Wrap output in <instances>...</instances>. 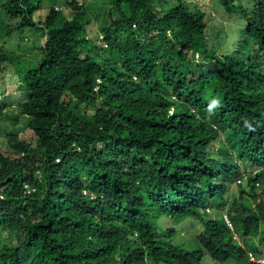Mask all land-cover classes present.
Wrapping results in <instances>:
<instances>
[{
    "label": "trees",
    "instance_id": "trees-1",
    "mask_svg": "<svg viewBox=\"0 0 264 264\" xmlns=\"http://www.w3.org/2000/svg\"><path fill=\"white\" fill-rule=\"evenodd\" d=\"M60 1L35 21L42 0H0V42L33 28L43 54L19 75L25 122L5 144L15 159L0 152V186L13 185L2 190L0 212L12 219L27 181L43 223L23 234L0 214V232L8 229L0 264H253L250 247L199 206L189 168L209 122L227 131L244 162L264 165V0H217L245 22L219 38L208 13L186 0H110L99 21L82 0ZM3 45L0 63L17 73ZM249 211L234 229L263 234ZM162 214L164 225L194 217L203 231L174 243L173 231L155 228Z\"/></svg>",
    "mask_w": 264,
    "mask_h": 264
},
{
    "label": "clouds",
    "instance_id": "clouds-1",
    "mask_svg": "<svg viewBox=\"0 0 264 264\" xmlns=\"http://www.w3.org/2000/svg\"><path fill=\"white\" fill-rule=\"evenodd\" d=\"M23 38L27 40L25 36H23ZM38 51L41 53V50ZM190 54L191 53H189L188 56L191 58ZM198 55L199 54L196 52L194 54V59L198 60ZM42 57L43 54L41 53L40 59L36 62V66L31 70H34L40 65ZM205 60L210 61V58ZM199 62L200 61H197L196 63ZM202 63H204V60ZM1 66L7 67L11 65L7 63H0V96L6 91H12L9 92V94L18 95V93H20L18 90H21V95H18V98H20L19 101L21 102L23 100H27L24 88L19 89L17 87L21 84V80H19L18 83H14L15 85H12L10 89H7L4 86L5 83H7L6 75L8 74L2 72L3 69ZM27 71L29 70H25L24 73H27ZM171 97L173 100H177L175 94H172ZM205 98H207V96H205ZM19 104L20 103H18V105L14 108H16V114L18 113V116L21 117L20 115H22V112L19 109ZM174 109L175 106H171L169 108V113H174ZM1 114L2 113L0 111V116ZM23 115H25V113H23ZM18 116L15 117L14 120L18 118ZM214 130H218L217 135H214ZM4 137H6V144L8 139L6 133L4 134ZM197 145V153L196 156H193L194 162L190 164L189 169L196 177L199 178L196 184L198 197H200L198 201L199 206L204 207L202 209H205V213L208 215L209 219L225 223V225L231 229L233 240L237 241L238 244H246L250 247V249L247 250V261H250L253 264H264V233L251 235V237H249V235H244L240 231L234 229L235 227L233 225L234 220L237 219L238 216L246 218L250 215L249 210H251V220L255 222L257 229L264 231V176L262 175L261 179L257 178L259 173L264 170V165L244 162L241 155L237 151L233 140L227 135V131L225 132L219 129L213 122H209V126L206 128V133L200 134V137L197 138ZM199 155H203L205 161L204 164L199 162L197 159V156ZM9 157L15 159V155ZM36 173L38 174L36 175L37 178L40 179L38 171H36ZM7 186L13 185L8 184L7 182L6 185L0 186V199H3L2 190ZM21 191V197H19V200L15 203L17 206L11 209L10 214L12 219L8 220L6 215L7 211H2L0 214L3 215V218L7 222L6 227H8L9 230L11 228H15L18 231H22L23 234H26L29 229V225L34 228L35 226H39L43 223V211L39 208H35L36 205L31 204L29 201V197L38 193V189L35 184L23 181ZM252 211L257 213L260 220L253 216ZM18 215L19 217L10 223L14 217ZM165 218L167 217L164 216V214L159 216L155 220L157 223L155 228L158 230L173 231L176 236L178 225L182 221L194 217L185 218L179 222L170 219L169 222H171V225L169 226L164 225ZM196 220L199 221L198 219ZM238 225L242 226L241 224ZM8 229L5 228L3 230ZM3 230L0 233L5 239L7 232H4ZM202 231L203 229L200 233ZM21 242H23V238L21 239ZM4 243L5 242H2V244ZM205 263L222 264L219 260L210 259L206 260Z\"/></svg>",
    "mask_w": 264,
    "mask_h": 264
},
{
    "label": "rangeland",
    "instance_id": "rangeland-1",
    "mask_svg": "<svg viewBox=\"0 0 264 264\" xmlns=\"http://www.w3.org/2000/svg\"><path fill=\"white\" fill-rule=\"evenodd\" d=\"M110 0H82L83 3H85L86 10L89 11L94 17L97 18V20H100V16L103 14L104 7L106 8V5L108 4ZM187 2L191 3L193 6H200L205 10L206 13H208L211 24L210 26H214L216 29H213L212 32L214 33V38H219V33L225 29H233L236 33L240 32L241 29L244 27L245 22L239 18L237 15H226L222 8L218 6L217 0H186ZM53 3V4H51ZM56 4V5H55ZM238 3H235L237 5ZM53 5V6H51ZM109 6V5H108ZM50 7H54L55 9H61L63 7V2L60 0H42V4L40 5V9L37 10L34 13V20H43L45 17V13L48 12V9ZM61 7V8H60ZM72 16V15H71ZM234 35V33H233ZM27 40H25L23 38ZM236 37V36H235ZM35 38H38L37 32H34L33 28H26L21 33V37H18V33L11 36V39L3 45V43L0 42V45H3L7 49H11L8 51L11 53L12 58L16 60V67L20 68L17 69V73L14 68H11L10 66L2 67V72L7 73L6 75V82L5 87L7 89H10L12 85H15L14 83H18L21 79L22 71L25 72V70H31L33 67L36 66V62L38 59H40V52L32 46L33 41ZM100 40V36H99ZM236 38L234 36H231V44L233 45V51L232 53H235L238 48L236 47ZM44 41V38L41 39V43ZM83 49V51H85ZM253 58L255 56L253 55ZM196 60V59H195ZM22 62V63H21ZM209 63H213L208 60H204L203 65L207 66ZM20 75V76H19ZM21 93V90H18ZM9 92L12 91H6L1 94L0 96V151L4 155L14 156L13 152L9 150L5 146V140L6 137H4V134L8 131H13L19 127L22 126V124L25 122V120L22 119V117L18 116V113L16 114V111L14 108L18 103L20 102V98H18V95H21L18 93V95L9 94ZM25 96V95H24ZM5 102V103H4ZM12 110V111H11ZM18 116L17 123L14 124L13 120L15 117ZM24 132V131H23ZM38 220V219H37ZM171 225L167 224V226ZM203 229L201 223L197 221L195 218H189L184 221H182L178 225V231L176 236L173 238V242H185L190 243V239H194L200 234V231ZM203 264H206L205 262ZM227 264V263H222Z\"/></svg>",
    "mask_w": 264,
    "mask_h": 264
}]
</instances>
